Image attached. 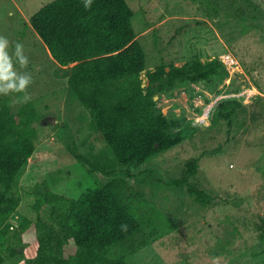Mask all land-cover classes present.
Returning <instances> with one entry per match:
<instances>
[{
	"label": "rangeland",
	"instance_id": "rangeland-1",
	"mask_svg": "<svg viewBox=\"0 0 264 264\" xmlns=\"http://www.w3.org/2000/svg\"><path fill=\"white\" fill-rule=\"evenodd\" d=\"M50 1L0 0V35L10 41V52L15 43L24 45L29 58L26 71L33 79L27 103L21 102L25 93H10L0 95V104L14 112L31 104L41 130L16 187L22 197L14 215L19 219L38 217L34 184L52 177L81 181L102 154L111 159L90 111L69 89L68 66L57 63L31 22L32 14ZM128 2L134 10L137 39L147 53L146 75L163 60L182 65L197 57L221 59L229 75L213 83L184 82L161 95L159 104L175 118V130L182 129L183 139L149 159L140 168L136 185L161 214L163 223L157 219L155 230L164 233L135 253L123 249L127 261L264 264V243L259 238L264 216V0ZM17 70L25 71L18 65ZM234 87L239 89L231 91ZM222 98H236L226 104L227 111L234 110L231 124L214 109ZM105 157L102 160L108 161ZM194 158L198 169L190 182L212 197L206 205L188 192L187 184L172 182L182 177ZM49 209L41 210L48 220ZM113 251L116 255L122 250Z\"/></svg>",
	"mask_w": 264,
	"mask_h": 264
},
{
	"label": "trees",
	"instance_id": "trees-1",
	"mask_svg": "<svg viewBox=\"0 0 264 264\" xmlns=\"http://www.w3.org/2000/svg\"><path fill=\"white\" fill-rule=\"evenodd\" d=\"M133 17L128 0H93L90 9L84 0H52L32 14L57 63L68 66L69 89L90 111L111 159L102 154L81 181L52 177L34 184L38 217L19 219L14 215L22 197L16 187L36 150L40 119L31 104L17 112L0 104V264H131L124 250L135 253L164 233L155 230L157 219L163 223L161 214L136 185L149 159L183 139L159 99L181 83H213L229 71L219 58L197 57L182 65L163 60L147 69L150 83L143 86L147 53ZM235 101L218 100L217 115L230 118L234 110L227 111L226 104ZM197 169L194 158L172 182L187 184L188 192L206 205L212 197L190 182ZM45 206H50L49 220L41 213ZM114 249L122 251L113 255Z\"/></svg>",
	"mask_w": 264,
	"mask_h": 264
},
{
	"label": "clouds",
	"instance_id": "clouds-1",
	"mask_svg": "<svg viewBox=\"0 0 264 264\" xmlns=\"http://www.w3.org/2000/svg\"><path fill=\"white\" fill-rule=\"evenodd\" d=\"M92 2L93 0H84L85 9H90ZM10 46L8 38L0 35V95L25 93L21 102L27 103L31 99V96L27 94V90L33 83L31 74L26 71L29 58L25 55L22 43H15L14 50L11 52L9 50ZM17 65L19 69L25 71H18Z\"/></svg>",
	"mask_w": 264,
	"mask_h": 264
},
{
	"label": "water",
	"instance_id": "water-1",
	"mask_svg": "<svg viewBox=\"0 0 264 264\" xmlns=\"http://www.w3.org/2000/svg\"><path fill=\"white\" fill-rule=\"evenodd\" d=\"M141 77H142V79H143V83H142V85H143V86H148L149 83H150V79H149V77L146 75V69L143 70ZM157 97H158V95H155V98H157Z\"/></svg>",
	"mask_w": 264,
	"mask_h": 264
},
{
	"label": "bare ground",
	"instance_id": "bare-ground-1",
	"mask_svg": "<svg viewBox=\"0 0 264 264\" xmlns=\"http://www.w3.org/2000/svg\"><path fill=\"white\" fill-rule=\"evenodd\" d=\"M211 105V104H210ZM204 116V117H203ZM201 117H203V118H205L206 117V115H202Z\"/></svg>",
	"mask_w": 264,
	"mask_h": 264
}]
</instances>
